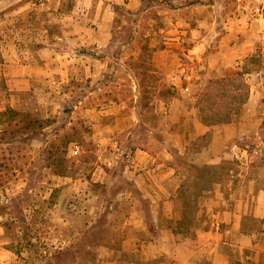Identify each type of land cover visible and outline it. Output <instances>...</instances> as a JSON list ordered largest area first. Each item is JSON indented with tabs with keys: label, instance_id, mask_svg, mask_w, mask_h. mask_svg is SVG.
<instances>
[{
	"label": "crops",
	"instance_id": "obj_1",
	"mask_svg": "<svg viewBox=\"0 0 264 264\" xmlns=\"http://www.w3.org/2000/svg\"><path fill=\"white\" fill-rule=\"evenodd\" d=\"M260 2L264 0H78L55 37L62 43H46L49 33L38 38L35 33L8 37L0 32V81L11 93L10 108L23 113L35 102L27 98L37 96L46 113L68 107L70 124H87L92 130L97 162L91 175L79 176L72 185L84 193L82 213H74L95 212L93 203L101 196L92 184H106L111 193L116 179H123L135 190L119 188L110 195L107 217L118 204L127 208H121L117 238L97 245L101 250L94 264H198V250L212 246L211 263L229 264L222 239H211L222 236L224 223L240 231L249 207L234 210L229 223L221 219L210 230H197L195 238L180 234L176 227L183 220L181 188L188 179L181 170L188 155L198 166L218 165L231 157L227 151L233 123L203 122L196 104L199 86L206 76L227 79L243 72L246 60L264 40V18L253 16L249 9ZM2 4L6 6V0H0ZM121 7L135 19L122 20L117 12ZM4 10L0 8V14ZM25 40L41 45L33 50ZM108 71L134 75L128 83L130 97L121 95L120 89L127 85L116 75L110 86L117 93L105 98L98 93L107 87L102 77ZM145 72L164 79L145 78ZM78 81L95 88L79 95ZM162 82L171 92L163 91ZM0 132H4L1 123ZM207 134L212 135L209 146L193 153L194 142ZM234 149L244 151L237 144ZM12 172L14 179H25L16 166ZM5 202L8 197L0 194V206ZM65 211L53 214L64 216ZM252 214L264 224V192L257 195ZM9 218V212L0 213V264H23L22 253L10 247L6 237ZM242 246H252L251 236L242 235Z\"/></svg>",
	"mask_w": 264,
	"mask_h": 264
},
{
	"label": "rangeland",
	"instance_id": "obj_2",
	"mask_svg": "<svg viewBox=\"0 0 264 264\" xmlns=\"http://www.w3.org/2000/svg\"><path fill=\"white\" fill-rule=\"evenodd\" d=\"M77 3L78 0H6V6H0L5 9L0 14L3 20L0 32L8 37L35 33L39 34L38 38L49 33L51 39L46 43H62L55 37L62 33V21L73 15ZM254 6L250 4L251 13ZM117 12L122 20L131 22L135 19V14L124 7ZM125 29L127 32L128 28ZM24 43L33 50L41 45L28 40ZM243 69L237 81L240 86H236L233 93L227 91L219 78L210 79L205 75L200 82L196 104L203 122L210 126L233 123L227 151L231 157L214 166L193 164L192 155L184 158V170L181 171L188 179L181 188L183 220L176 230L195 238L197 230H210L212 223L221 219L229 223L234 210H245L247 205L249 211L241 222L242 229L235 231L232 224L224 223L220 229L222 236L217 235L211 241L222 239L221 250L228 257L229 264H264V224L252 214L257 195L264 192V40L258 42L256 51L246 60ZM114 75L127 85L120 89L121 95L130 97L132 90L128 83L130 76L134 75L126 71L117 74L108 71L102 77L107 87H102L98 93L103 98L117 93L118 90L110 86ZM145 75V78L148 75L152 79H164L150 72H145ZM79 83L75 87L79 95L95 88L86 81ZM165 83L161 84L165 85L163 91L171 92ZM10 94L6 82L0 81V123L6 129V132H0V194L8 197V202L0 206V213H10L9 220L5 222L9 246L22 253L25 264H94L101 250L97 245L117 238L118 227L122 224L121 208H127L125 205L119 208L118 204L115 213L107 217L110 195L119 188L135 190L123 179H116V187L111 186V193L106 184H92V190L101 196L93 203L95 212L86 216L75 214L77 211L82 213L80 194L84 193H78L79 185H72L79 176L91 175L97 162L92 130L87 124H70L73 121L68 107L46 113L37 96L27 98L29 103L35 102L29 104L30 109L23 111V115L29 114L32 118L27 120L24 116L16 130L8 117L11 110L4 115L5 108L12 109L8 103L12 99ZM30 119L37 120V123ZM220 119L224 121L220 122ZM14 130L17 131L16 137L12 133ZM138 134L148 136L143 131H138ZM211 139V134L198 138L192 152L207 148ZM234 144L244 151H231ZM77 149L79 153H76ZM15 166L21 169V177L25 179L13 178ZM53 173L57 176L53 177ZM87 180L91 182V179ZM83 188L86 191V187ZM71 207H76V211L72 212ZM62 209L67 211L64 216L53 214V210L59 212ZM242 235L251 236L252 246H242ZM213 248L198 250V264H212L210 255Z\"/></svg>",
	"mask_w": 264,
	"mask_h": 264
},
{
	"label": "trees",
	"instance_id": "obj_3",
	"mask_svg": "<svg viewBox=\"0 0 264 264\" xmlns=\"http://www.w3.org/2000/svg\"><path fill=\"white\" fill-rule=\"evenodd\" d=\"M241 75V74H240ZM240 75H238V77H235V78H227V79H220V83H224V87H226V89H227V91L228 92H232L233 93V89L234 88H236V86L237 87H239L240 85L239 84H237V81H238V78L240 77ZM207 104V103H206ZM205 104V106H207ZM9 110H11L10 111V113H9V116L8 117H10L11 119H12V123H14V125H15V129L17 130V126L18 125H20L21 123H22V118L24 117V116H26L27 118V120L29 119V118H32V116L31 115H29V114H26V115H23V113H21V112H18V111H16V110H13V109H8V110H6L5 111V113H4V115H6V113L9 111ZM6 119V118H5ZM5 119H4V123L6 122L5 121ZM30 121H32L31 119H30ZM222 121H224V119H220V122H222ZM33 123H37V120H35L34 119V121H32ZM2 125V124H1ZM3 126V125H2ZM4 129V128H3ZM18 131H19V129H18ZM4 132H6V129H4ZM17 131H13L12 133H16ZM19 133V132H18ZM190 201H193V199L192 200H190ZM192 203V202H191ZM177 232H179V233H182V231L180 230V231H177Z\"/></svg>",
	"mask_w": 264,
	"mask_h": 264
},
{
	"label": "built area",
	"instance_id": "obj_4",
	"mask_svg": "<svg viewBox=\"0 0 264 264\" xmlns=\"http://www.w3.org/2000/svg\"><path fill=\"white\" fill-rule=\"evenodd\" d=\"M252 13L256 17L264 18V2H261L259 3V5L252 7Z\"/></svg>",
	"mask_w": 264,
	"mask_h": 264
}]
</instances>
